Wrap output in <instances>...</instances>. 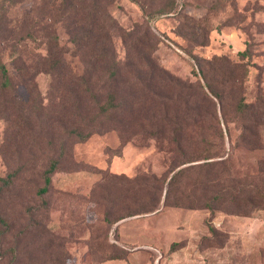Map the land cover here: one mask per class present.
Instances as JSON below:
<instances>
[{
	"label": "rangeland",
	"instance_id": "374dc122",
	"mask_svg": "<svg viewBox=\"0 0 264 264\" xmlns=\"http://www.w3.org/2000/svg\"><path fill=\"white\" fill-rule=\"evenodd\" d=\"M163 2L104 0L114 18L116 56L126 52L123 31L142 35L146 13ZM176 3L179 15L149 21L156 36L154 59L187 88L196 67L188 52L206 59L223 56L232 66L246 67V100L264 95V0ZM57 5L55 0H0V176L18 172L0 194V216L10 225V233L0 237V264L15 254L17 264H264V211L241 216L160 201L157 211L117 219L134 209L135 199H149L147 190L126 192L129 180L143 172L167 174L170 159L160 150L164 141L139 134L122 142L115 130L73 140L51 175L50 191L37 195L42 171L58 158L57 139L49 136L57 128L52 105L58 103L50 99L53 85L43 71L59 50L81 72L90 53L70 40ZM203 112L202 107L194 115L207 128L209 119L199 117ZM229 126L234 138L235 125ZM224 139L228 147L226 134ZM263 156L264 150L236 149L230 161L234 174L255 171Z\"/></svg>",
	"mask_w": 264,
	"mask_h": 264
},
{
	"label": "trees",
	"instance_id": "16d2710c",
	"mask_svg": "<svg viewBox=\"0 0 264 264\" xmlns=\"http://www.w3.org/2000/svg\"><path fill=\"white\" fill-rule=\"evenodd\" d=\"M55 1L67 19L70 40L80 50L90 49V53L81 72L69 65L63 52L59 56V50L43 71L53 85L50 99L58 103L57 107L52 105L57 128L54 134L49 130V136L57 139L54 148L58 158L50 160L42 171L37 195L42 198L50 191L51 175L67 155L71 141L115 130L122 142L139 134L140 139L164 141L166 146L160 150L170 159L165 176L143 172L129 180L126 192L134 196L147 190L149 199H135L134 209L117 219L157 211L160 201L164 206L218 209L241 216L264 211V156L257 160L255 171L243 175L234 174L230 164L238 148L264 150V95L257 93L246 100L242 93L246 67L232 66L223 56L206 59L188 52L196 61L191 87L184 88L188 86L184 81L172 77L153 57L156 36L149 21L159 15H179L176 0H165L157 9L148 10L142 35L133 37L123 31V58L116 56L111 38L114 18L104 0ZM3 73L6 75L4 69ZM202 107L204 112L199 117L209 119L207 128L194 115ZM231 123L237 131L234 138ZM17 173L0 176V194ZM42 205L48 203L42 201ZM0 223L2 238L10 233V225L1 216ZM18 261L17 254L8 256V264Z\"/></svg>",
	"mask_w": 264,
	"mask_h": 264
}]
</instances>
